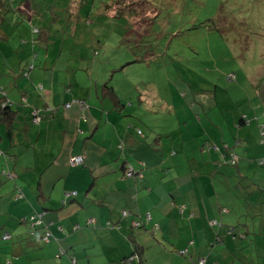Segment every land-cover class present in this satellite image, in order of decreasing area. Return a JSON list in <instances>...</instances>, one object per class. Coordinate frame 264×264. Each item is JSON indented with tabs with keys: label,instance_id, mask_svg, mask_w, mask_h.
I'll use <instances>...</instances> for the list:
<instances>
[{
	"label": "crops",
	"instance_id": "0c3cea01",
	"mask_svg": "<svg viewBox=\"0 0 264 264\" xmlns=\"http://www.w3.org/2000/svg\"><path fill=\"white\" fill-rule=\"evenodd\" d=\"M6 4L4 13L0 7V101L7 96L17 112L14 129L0 120V148L5 151L0 160V243L2 233L12 234V248L0 250V264H24L30 258L46 262L42 264H70L72 253L79 264H198L199 256L206 257L205 264H264V167L254 160L264 156L260 79H255L253 92L239 96L238 112L232 115L200 111L180 121L167 139L154 126L145 134L146 126L129 114L134 93L140 102L149 100L145 86L134 83L128 93L122 90L132 84L117 78L118 89L113 87L111 94L108 81L94 79L92 66L78 59L77 46L65 45L73 37L84 41L87 30L78 25L85 15L83 7L75 8L71 0ZM56 18L60 28L53 31ZM75 99L85 100L88 107L76 102L66 106ZM33 106L47 107L35 124L28 117ZM137 126L143 134H136ZM179 133L183 138L202 136L203 142L195 147L201 151L210 150L211 139L218 135L239 153L240 162L228 164L231 150L222 146L218 155L209 151L208 156L194 158L185 151L188 156L183 158L178 151L188 145L177 142ZM74 154L85 156L82 165L69 164ZM131 166L134 174L126 175ZM67 189L78 194L65 204ZM232 205L251 216L262 211V224L254 218L238 220L245 238L228 235L226 242L216 241L217 228L210 220L225 226L223 216L237 214ZM45 210L52 239L27 237L31 223L25 217ZM123 211H129L126 217ZM147 212L161 226L156 237L132 225ZM89 217L94 218L91 224ZM76 223L80 227L73 230ZM186 227L191 238L182 236ZM169 243L176 249L189 246L191 255H178ZM60 250L66 254L57 258ZM137 250L143 251L142 262L125 263L124 255Z\"/></svg>",
	"mask_w": 264,
	"mask_h": 264
},
{
	"label": "rangeland",
	"instance_id": "374dc122",
	"mask_svg": "<svg viewBox=\"0 0 264 264\" xmlns=\"http://www.w3.org/2000/svg\"><path fill=\"white\" fill-rule=\"evenodd\" d=\"M71 2L75 8L80 6L78 0ZM106 7H113L114 12L99 16ZM84 8V17H88V11L90 15L82 27L98 21L108 27L109 35L89 29L82 43L93 52L108 50L104 62H114L109 67L124 65L112 74V69L106 73V65L101 62L94 64L90 73L115 88L117 78L130 82L132 87L122 90L128 93L134 83L145 86L149 100L140 102L134 93L131 112L142 128L146 126L145 134L154 126L158 135L167 139L179 128L180 121L200 111L232 115L238 112L239 96L246 90L253 92L255 79H260L264 89V0H91ZM53 20L55 31L60 24L58 18ZM232 46L242 50L230 52ZM263 137L260 135V140ZM175 138L179 144L188 145L178 151L183 158L188 156L185 151L194 158H202V153L208 156L209 151L220 154L214 147L206 151L195 148L203 142L202 136L183 138L179 133ZM211 140L224 148V138L217 135ZM234 210L237 214L223 216L225 226L217 224L215 233L220 229L219 233L228 237L227 225L238 220L243 223L254 218L262 224V211L251 216L239 212L237 206ZM187 227L182 236L191 238ZM203 234L205 238L208 235L204 228Z\"/></svg>",
	"mask_w": 264,
	"mask_h": 264
},
{
	"label": "trees",
	"instance_id": "16d2710c",
	"mask_svg": "<svg viewBox=\"0 0 264 264\" xmlns=\"http://www.w3.org/2000/svg\"><path fill=\"white\" fill-rule=\"evenodd\" d=\"M89 1L91 2V0H78V2L80 4V7H83V11L84 12H85V8H86V7L84 8V5L87 4V3H90ZM6 2H7V0H0V7L2 8V13H4L6 10L9 9L7 7ZM113 12H114V8L113 7L112 8L111 7H108V8L106 7L104 9V11L100 10V12L98 14H99V16H100V13L102 15H104V16L105 15L106 16H109L110 13H113ZM87 13H88V17H84L83 18V21L82 22L80 21V23L78 24L79 25V28L81 26H83V25H87L86 24V21L89 20L88 18H89V15H90L89 11ZM83 29H85L87 31L89 29L92 30V31H97V32L103 31L105 34H108L109 35V33H108L109 32L108 27H106L105 25L99 23L98 21H95V23L89 25L88 27H83ZM77 42H78V40H76V38L73 37V41L71 42V44L65 43V45L76 47ZM240 50H242V49L239 48L238 50H236V48L234 46H232V47L229 48V51L230 52H237V51H240ZM77 51H78V54H77L78 59H80L82 61H88V63L91 66H93L94 64H99L101 62H104L106 60V58H107V53H108V50H105L103 52L98 51V50H95V52H93L92 51V47L89 48L88 46H86L85 44H83L82 41H79V43L77 45ZM113 64H114L113 61H106V63H105V65H106L105 71L106 72H110V70L112 69V72L111 73L114 74L116 71H119V70H121V68L123 69V67H124L123 64L118 65L116 67H109V66H112ZM98 71H99V69H98ZM107 87L109 88L108 90L111 92V94H115L114 90L112 89L113 87H111L110 85H107ZM39 88H42V84L39 85ZM3 93L6 95V91H3ZM80 100H82V99H75L72 102H68V103H70V105H72L73 102H76V103L80 104L79 103ZM68 103H66V106H67ZM11 105H12V101H10L7 98V96H3L2 99H1V101H0V120H4L5 123H8L9 124V127L11 129H14L15 127L12 124V122H13L14 117L16 116V112L17 111L11 109ZM83 107H86V106H83ZM87 107H88V105H87ZM45 109H47L46 106H44V107L33 106V108L31 109V111L28 112L29 115L27 113V115L29 117L30 123L35 124V123L40 122L43 119L42 117L47 114V113H45ZM122 113H124V112H122ZM129 114L131 115L132 113H129ZM131 116L133 117V119H136V117H134L133 115H131ZM125 124H128V123H125ZM131 127L132 126H130L129 129H130V133L132 135ZM261 129H262L261 133L264 135V131H263L264 125L262 126ZM248 133H249V135H251V133L249 131H248ZM136 134L137 135L138 134H143V130L141 128L137 127L136 128ZM121 141H123V140H121ZM263 141H264V137L262 138V142ZM121 143L122 142H119L118 145L121 144ZM122 145H123V143L121 144V146ZM209 147L210 148L211 147H214L215 149H221V146L220 145H218L216 142L215 143H212V141H211V143H209ZM224 147L231 150L232 145L228 141H224ZM4 153H5V151L0 148V160L2 159ZM74 155H76V154H74ZM249 160L252 161V159H249ZM254 160H255V162L258 165H261V166L264 167V156L256 157ZM226 162L228 164H231V165H238L239 162H240V155H239V153H237L234 149L231 150L230 157H228L226 159ZM83 163H80V164H77V165H71L70 162H69V164L72 167L82 165ZM125 170H124V176H125ZM128 172H130V173H128ZM134 172H135V169L131 166V167H129L126 170V175L132 176L134 174ZM64 192L66 194L65 195L66 198L63 199V202L65 204L69 203V201L66 200V199H71V196H74L75 197V195L77 196V194H78V191L77 190H68L67 189ZM239 205H243V203H239ZM51 209L54 210V208H51ZM45 212H46V210L44 212L43 211H33V212L29 213L25 217L26 220L27 221L29 220L30 223H31L30 224V230L26 232L28 234L27 237H29L30 235L31 236H36L39 240L43 239L45 242H47L46 234H48L50 240L52 239V235L53 234H52L51 230L45 225V222H44V219H43ZM145 217H143L141 215V218L140 219H139V217L136 218L137 220L140 221V224L138 225V227H142V228L144 227V228H146V230L153 237H156L157 231L161 227L160 224L158 222H155L154 221L152 215H151V219H148V220L145 219ZM93 221H94V218L93 217H89L88 220H87V223L88 224H91V222H93ZM41 223H43L45 227L41 226L40 225ZM210 224L213 226V225H217V224H221V223H219L218 220L213 219V220H210ZM240 226H241V223L240 222H237L236 224L228 225V227H227L228 234L232 238H234V239H243V238H245L246 237V232L245 231H242V230H238V228ZM79 227H80V225L76 223L73 226V230H76ZM215 236H216V241L226 242L225 239H224L225 236L221 235L219 232H216V235ZM11 237H12V234L9 233V232L2 233V238L4 239V242H1L0 243V250L6 249V245L7 246H10L12 248L11 244L9 243V239ZM192 243H193V240L191 241V243L189 245H191ZM169 244H170L171 250L175 251V253H177L178 255H181V256H188L189 254L191 255L189 246H185V247H181V248H177L176 249L172 243H169ZM10 250H12V249H10ZM61 251L62 250H60L59 252H57V255H56L57 258H60L62 254L63 255L66 254V253L61 252ZM27 255H30V254H27ZM68 257H69V260L71 262L70 264H79L78 256L76 255V253L69 254ZM200 257H202V256H199V258H198V264H199ZM203 257H205V256H203ZM123 259H124V262L125 263H129L132 260H135L138 263L139 262L141 263L142 260H143V251L142 250L141 251H138L137 250V252L134 251L129 256L124 255ZM38 260L39 259H31L30 258V260L27 263H24V264H31V262H38L37 264L46 263L44 261H38ZM205 261H206V257H205ZM55 262L56 263H59V262H62V261H58V260H55V261L52 260L51 261V263L56 264ZM8 263L9 264H17L16 262H11V261L8 262ZM1 264H7V263L5 261V263H1ZM88 264H90V263H88ZM94 264H97V263H94ZM218 264H222V263H218ZM223 264H228V263L226 262V263H223Z\"/></svg>",
	"mask_w": 264,
	"mask_h": 264
},
{
	"label": "built area",
	"instance_id": "2783aa9c",
	"mask_svg": "<svg viewBox=\"0 0 264 264\" xmlns=\"http://www.w3.org/2000/svg\"><path fill=\"white\" fill-rule=\"evenodd\" d=\"M79 103L82 106H87L83 100H80ZM67 106H70V103H68ZM84 160H85V156L83 154H76V155H72L70 157L69 162H70L71 165H77V164L83 163ZM128 173H130V172H128ZM123 214L124 215H127L128 214V211H123ZM145 216H146L145 219H147V220L148 219H151L150 212L146 213ZM133 224L135 226H138L140 224V221H136L135 220V221H133ZM46 239H49V235L48 234L46 235ZM204 263H205V258L202 256L199 259V264H204Z\"/></svg>",
	"mask_w": 264,
	"mask_h": 264
},
{
	"label": "clouds",
	"instance_id": "9594fccd",
	"mask_svg": "<svg viewBox=\"0 0 264 264\" xmlns=\"http://www.w3.org/2000/svg\"><path fill=\"white\" fill-rule=\"evenodd\" d=\"M35 30L36 31H38L39 29L38 28H35ZM83 100V99H82ZM85 161V160H84ZM128 213H129V211H128ZM148 213V212H147ZM124 217H126V215H124V214H122ZM136 221H139V220H137V219H135ZM135 220H133V221H135ZM133 221H131L132 222V225H133V227H137L138 228V226H135L134 224H133ZM142 228V227H141ZM47 235V234H46ZM47 240H50V238L49 239H47ZM134 257V256H133ZM205 258V257H204Z\"/></svg>",
	"mask_w": 264,
	"mask_h": 264
}]
</instances>
